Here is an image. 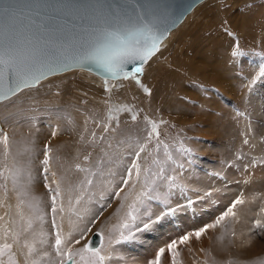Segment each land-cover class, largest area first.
<instances>
[{
  "label": "rangeland",
  "instance_id": "1",
  "mask_svg": "<svg viewBox=\"0 0 264 264\" xmlns=\"http://www.w3.org/2000/svg\"><path fill=\"white\" fill-rule=\"evenodd\" d=\"M194 15L193 21L184 27L181 37L155 54L142 67L143 71L136 76V80L140 81L139 84L136 80L129 78L126 81L134 82L133 85L112 89L130 88L135 85L140 88V91L141 88H146L150 98L147 96V99L146 96L141 95L146 99L144 100L147 101L146 105L149 103L155 110L150 111L148 106L145 109L137 103L131 109L129 118L121 116L107 118L106 122L114 120L113 126L107 123L102 130L103 133L98 134L95 131L94 137L92 133L91 135L90 132H85L81 127L76 128L75 125L71 127L72 117L70 115L61 116V113L73 110L82 117V112L78 111L75 106L68 105L67 99L60 104L59 108H54V104L48 99V95L54 94L52 88L57 84V81L52 79L29 87L22 97L23 101H30L32 104L33 114L24 117L25 111L21 108L13 109L11 114L1 118L5 119L7 128L10 127L12 130L15 129L12 126H15L17 121L23 118L27 121L20 130L25 134L20 142L21 148L10 149L12 155L9 163L0 164L1 193H6L5 169L9 167V173L13 162H18L16 157L21 154L22 148L30 143L34 132L41 128L38 127V123L40 122L45 129L51 130L48 138L35 139L39 145H42L41 158L43 160L40 158L38 164L33 160L35 162L33 165H39L41 171L36 174L30 173L29 176L28 174L20 176L21 188H17L18 191L12 192L9 196L15 197H12L11 204H13L8 212L7 220L10 224H14L16 229L14 236L18 237V240H15L17 250H11V255L17 264H31L33 260H41L45 252L49 253L50 257L42 260L41 264H50V261L56 259L51 247L57 231V228L53 227V220L65 235L69 232L73 234V251L82 248L93 231H100L103 235V244L100 249L101 255L105 256L104 264H153L160 249H164V253L160 256L159 264H173V252L168 249V245L173 241L177 242L175 251L178 255L175 256V260L178 264H264V229L255 227L256 220L264 222V212H261L264 208V182L262 188H255V198L248 199L249 197H242L239 194L238 187L242 180L237 179L238 174L233 171L232 173L226 171L217 173L209 166L214 165L219 169L223 166H226V169L230 167L234 171H239L240 175L255 176L253 174L260 172L257 175L259 177L256 176L259 180L256 178L257 183L264 177V152L252 151L255 144L249 139L250 135L256 132L258 134L257 143L264 144V97L261 98L256 112L249 111L247 108L243 114L240 113L246 123L253 124L255 127L250 130L234 131L233 134H228L226 139L223 137L222 144L224 145L217 149V151H222L209 155L207 152L198 150L193 143L207 141L196 135L195 129L192 128L204 127L191 110L192 105L199 106L201 110V105L204 103L199 104L197 100L179 93L181 86L186 87L191 84L204 95L216 94L208 99V106L223 107L227 99L222 97L217 88L257 89L264 92V75H262L264 72V0H214L205 4ZM204 16H210L211 19L209 17L207 20ZM206 21L213 23V27H205ZM201 22L204 27L198 30L197 25ZM234 52L240 54L233 55ZM201 60L206 62L207 72L200 68L197 73L189 71V66L193 69L191 63ZM252 67L254 71L249 79L246 75ZM64 80L68 82L69 79L65 77ZM108 81L114 82L115 80ZM96 94L98 93L89 97H94ZM108 94L106 92V96ZM202 94L198 93V95ZM71 95L70 93L69 98ZM113 98L122 99L116 96ZM230 99L238 101L233 97ZM8 100L6 103L13 105ZM117 101L122 102V100ZM228 104H232L230 100ZM8 108L4 109L0 106V112ZM233 110L239 112L237 107H233ZM4 113L0 114V117ZM204 113L208 119L215 118L213 122L208 121L209 125L218 123L219 114L212 113L208 108ZM59 117L63 121V129L58 142L75 144L83 140L88 141V144L91 143L89 144L91 147L95 146L94 142L102 143L100 147L103 149L106 147L105 149L112 153L111 158L113 159L109 161L104 157L101 158V167L95 166L96 171L84 174L86 176L83 174L82 176H68L66 173L45 174L43 171L45 149H49V146H58L55 142L50 145V142L59 130L58 124L54 122ZM153 124L156 125L155 133L152 130ZM2 127L0 125V140L4 134ZM33 128H36L35 131L29 135ZM109 130L113 132H107ZM53 132L56 133L55 136ZM212 141L213 138L208 144L210 145ZM142 147L143 152L140 151ZM245 147L248 149L242 152ZM211 148L214 150V145ZM83 150L85 155H90V148L83 146ZM62 152V149L58 147L54 155H62ZM65 153L70 156V152L65 151ZM51 155L53 152L50 150L48 156ZM66 155H63V160L72 164V159H70L72 157ZM103 155L107 154L103 153ZM82 163L91 164L92 161L86 159ZM134 163L139 165V178L136 176V170L132 168ZM202 165L205 168L208 165L206 172H209L211 177L224 181L223 184L228 189L196 188L193 185L195 182L193 177L196 178L197 173L191 171L190 168H197L195 170L198 171L204 168ZM130 170L131 178H129ZM189 171L193 173L188 174ZM184 172L187 173L182 179ZM32 176L39 179L37 186L32 185L34 179ZM23 180L24 182H21ZM126 180L127 184L124 183ZM57 184L60 187V195L57 197V211L53 213L52 196ZM163 188L172 189L173 194L178 191L177 194H180L179 198L183 203L174 205V208L167 207L170 201L167 193L163 192ZM39 194L42 197H38ZM25 195L27 197L23 198ZM127 195L130 197L123 202ZM237 199H243L244 203L233 209L235 216L226 218L215 228H210L200 239L190 235L188 242L179 243L184 235L192 234L207 225L214 224ZM13 200L16 201L13 202ZM2 204L0 203V208H4ZM246 204L255 205L256 208L255 214L249 220L248 217L245 218V214H248ZM182 206H184L181 210L183 219L179 221L177 220L178 215L174 212ZM60 207H63V212L59 211ZM129 212L135 219L129 216ZM163 215L166 217L168 215L171 228L168 226L167 229L164 225V217L161 222ZM1 216L0 220L3 218ZM72 218L73 221H71ZM182 223L183 227L180 225ZM76 224L80 226L78 229ZM125 224L128 227H124ZM145 224L148 226L145 227ZM122 233L123 236L129 238L123 239ZM81 237L83 239H80ZM7 239L1 241L12 245V238L7 235ZM75 239H80V243L75 244ZM118 240L119 243H117ZM26 243L34 245L35 252L32 255L36 257L28 256V249L24 247ZM15 253H19L18 256ZM7 259L8 257L5 256L4 260L7 261Z\"/></svg>",
  "mask_w": 264,
  "mask_h": 264
},
{
  "label": "snow or ice",
  "instance_id": "2",
  "mask_svg": "<svg viewBox=\"0 0 264 264\" xmlns=\"http://www.w3.org/2000/svg\"><path fill=\"white\" fill-rule=\"evenodd\" d=\"M44 20H62L65 25L72 24L79 34L66 36L60 29L47 27L42 22ZM161 35L156 18L140 0H0V94L16 95L25 88L34 86L46 72H53L58 65L66 62L69 54L73 61L80 64L97 65L106 76L113 79L136 80L137 74L143 71L142 67H135L136 63H147L159 51ZM107 83L106 79L105 84ZM136 83L139 84L140 81L136 80ZM106 90L111 91L110 88ZM144 91L148 92V89L145 88ZM152 130L156 132L155 124L152 125ZM55 134L53 132V136ZM2 142L7 147L6 135ZM140 151L143 152L144 148ZM48 154L49 150L45 149V156ZM43 163L47 171L49 160L46 158ZM76 167L79 171H85L79 165ZM132 168L136 170V176L139 178V165L134 163ZM124 183L127 184L128 181ZM59 195L60 187L57 184L52 196L53 213L57 211ZM243 203V199L235 200L214 224L184 235L179 243L188 242L190 235L200 239L210 228H215L226 218L235 216L233 209ZM59 211L63 212V207H60ZM261 212H264V208ZM129 216L132 217L131 212ZM147 226L145 224V227ZM53 227L57 228L54 243L51 245L56 259L50 261V264H104L105 256L101 255L100 248L85 244L73 251V234L69 232L65 235L55 220ZM124 227L128 225L125 224ZM255 227L264 229V222L256 220ZM121 235L125 240L129 238L123 236V233ZM13 239L18 240V237L14 236ZM80 239H75V244H79ZM119 242L118 240L117 243ZM176 245V241L168 245L169 251L173 252V264H178L175 260L178 255L175 251ZM24 247L28 249L29 257L35 252L34 245L26 243ZM11 250V244H0V264H17ZM163 253L164 249H160L153 264H159ZM5 256L8 257L7 261L4 260ZM49 257L50 254L45 252L41 260H33L31 264H41L42 260Z\"/></svg>",
  "mask_w": 264,
  "mask_h": 264
},
{
  "label": "bare ground",
  "instance_id": "3",
  "mask_svg": "<svg viewBox=\"0 0 264 264\" xmlns=\"http://www.w3.org/2000/svg\"><path fill=\"white\" fill-rule=\"evenodd\" d=\"M211 1H214V0H203V1L199 2L198 4H196L194 6V8L185 16V18L182 20V22H180L175 28L170 30L168 36L161 43V47H160L158 52L163 50V48H165L167 45H172L177 38L181 37L184 27L188 23L193 21L194 16H195L194 14H197L200 11V9L205 4H207V3L211 2ZM204 17H205V19L207 18V20H208V18L210 16H204ZM203 18H202V20H203ZM210 19H211V17H210ZM203 27L204 26H203L202 22L197 25V29L198 30H200ZM205 27L212 28L213 27V23L207 22ZM153 57H154V55L151 58H153ZM151 58L148 60V62L151 60ZM147 63H145V64H147ZM200 63L202 65H206V62L204 60H201ZM199 68L201 69L202 66L200 65ZM253 71H254V67L249 69V72L246 75L247 78L250 79L252 77ZM190 75H188V76H190ZM65 77L69 79L68 82H65V80H64ZM52 79L57 81V84L52 88V92L54 94L53 95H48V99L50 100L51 103L54 104L53 105L54 108L55 107L59 108L60 104L65 99H67L69 101L67 104L71 105V106H75L78 111H81L82 112V117H81L80 114H78L77 112H75L73 110L72 111H67L65 113H61V116L65 117V116H63L64 114L65 115H70L72 117V120H71L72 125H71V127H73L74 125H75L76 128L81 127L82 130H85V132L88 131V133L90 132V134L92 133L93 135L95 134V131H97L98 134H100V133L102 134L103 133L102 130H104L103 128L105 126H107V123L111 127L113 126V121L114 120L111 119L109 122H106L107 118H114L115 116L116 117L121 116L122 118H124V117L129 118L130 114H131L130 112H132L131 109L137 103L141 104L142 107H144L145 109H147V106H148V108H150L149 109L150 111H151V109L155 110L154 108H152L149 105V103H148V105H146L147 101H144L146 99L142 95L146 96L147 99H148L149 95H148L147 92L144 91V88H141V91H140V88H138L135 85V86H132L130 88H122V89H114V90H112L113 88L119 87V86H123V87L131 86V85L134 84V82L129 83L126 80L119 79V80H116V82L115 81L114 82L108 81V83L105 84V80L104 79H101L102 80L101 81L100 78H98L96 75H94V74H92L89 71L84 70V69H73V70L67 71V72H65L63 74L52 75L51 77H49L45 81L52 80ZM28 88H25L23 91L18 92L16 95H12V96L9 97V98L12 97L9 100V102L13 104V105L10 104L11 106L9 105L11 109L19 110V109L22 108V110H24L26 108V107H24V103L26 104V106L31 104L30 101H23L22 100V97H24V95H25V93H26ZM108 88H110L111 91H106V89H108ZM181 88H182V86H181ZM197 90H198L197 88L193 87V88H190V89L186 90L184 92V94H198V93L200 94V93H202V92H199ZM218 91L221 92V93H224V92H226L228 90L227 89H218ZM83 92L86 93V95ZM106 92L109 93L107 96H106ZM245 92L251 93V92H253V90L252 89H247L246 91H243V90L238 91L239 94H244ZM70 93L72 94L71 98H69ZM94 93H98V94L94 95V97H89V96H91ZM114 96L121 97L122 99L113 98ZM227 96H228V94H227ZM9 98H7L5 100H2L0 102L6 101ZM117 100H122V102L119 103V101H117ZM0 105H1V103H0ZM208 107L209 106H207L206 109ZM192 108H191V110H193V113H194V107L192 106ZM258 108L259 107L256 108V111L258 110ZM119 109H127V110L126 111H120ZM185 113H188V112L185 111ZM206 118H208V117H206ZM45 120H47V119H45ZM48 120H50V119H48ZM85 120H88V122L87 121L85 122ZM52 121H53V119H52ZM54 122H56L58 124L59 130L57 132L56 137L50 142V145L55 142L58 146L57 147L49 146L48 150L49 151L51 150L53 152V155L47 156V157L44 155L45 156L44 159L47 158L49 160V163L47 165V169L48 170L45 171V167L46 166L43 167V171H44L45 174H48V175L59 174L60 175V174H65L66 173L68 176H77V175L80 176L81 174H83V176H86L88 173H91V172L94 173V170L96 171L97 168L101 167V163H100V161H101L100 159L101 158L104 157V159L106 158L109 161L111 159H113V158H111L112 153H109L110 151L108 149H105L106 147L104 149L100 147L102 143L94 142L95 146L91 147L89 145L91 143L88 144L87 143L88 141L84 142L83 140H79L75 144L58 142L59 141V138H58L59 135H62L63 121L59 117L56 120H54ZM35 124H36V122H35ZM38 124H39V126L38 125H36V126L42 128V132L40 134H45L46 136H49L51 130H48V129H45L44 127H42L43 125L41 126L40 122ZM201 125L204 126L202 123H201ZM110 126H109V128H111ZM192 128L195 129V127H192ZM199 128H202V127H199ZM204 128H206L207 130H210V129H208L205 126H204ZM21 129H23V125L17 129L15 134L8 136V145H7V147H5V145L3 143H0V151H6V150L13 149V148H19V149L21 148V146H20L21 136L25 135L22 131H20ZM107 132L112 133L113 131L109 130ZM228 134H233V132H230ZM89 135H87V136H89ZM196 135L200 136L201 135V131L196 132ZM81 137H83V136H81ZM94 137H95V135H94ZM212 137H214V136H212ZM111 139H113V138H111ZM208 139H207V141H209ZM0 142H1V140H0ZM212 142H214V141H212ZM108 145H110L109 142H108ZM111 145H112V143H111ZM83 146L87 147V148H90V155L87 156V155H85L83 153L84 152ZM58 147L60 149H62V151H63L62 155H60V154L54 155L57 152ZM42 151H43L42 150V145H39V143L35 139L34 140L31 139L30 143H27V145H25L22 148L21 154L16 157L18 162L14 161L13 164H12L11 171L8 173V171H9V167H8V171H7L8 174L7 173L5 174L6 179H8L9 181H15L16 182L15 186L9 191L6 190L5 191L6 193H3V192L1 193V191H0V203H3L2 205L4 207V208H0V216L2 215L1 217L4 218V213H5V219L3 220V218H2V220H0V242H1V244L4 243L1 240L5 239V233H7V235H9V237L12 238V240H13L12 241V250H14V251L17 250V242H15V240L13 239V237L15 235V232H16L15 231L16 229L14 228V224H10L8 222V220H7L8 212L12 208V204H13V203L11 204L13 195L11 197H9V196L11 195L12 192L18 191L17 188L20 187V185H19L20 183L19 182L21 180L20 176H25L27 174H28L27 176H29L30 173L31 174H36V173H39V171H41L39 165H37V164H38L39 159L41 158ZM65 151H68V153L70 152V156L72 157V158H70V159H72V164H70V163L66 162L65 160H63V155L64 154L66 155ZM103 153H105L107 155H103ZM11 155H8L9 156V161H10V156ZM68 155H66V156H68ZM70 156H68V157H70ZM86 157H87V159H90L92 161L91 164L82 163L83 160H86L85 159ZM33 160L36 161V163H37L36 166H34L35 164L33 165V162H34ZM74 161H76V163H73ZM40 162H41V160H40ZM77 165H79L80 168L85 169V171H79L77 169V167H76ZM41 166H42V164H41ZM95 166H97V168H95ZM202 166L204 168L198 169V171L195 170L197 168H194V167L190 168V170L192 169L191 171L197 173L196 178L193 177V179L195 181L194 182L195 184L193 183V185L196 186V188L200 187L202 189L204 188L205 190H213V189L217 190L219 188H221V189L222 188H227V186H225V184H223L224 181L222 182L219 178L211 177L209 175V172L208 173L206 172L207 168H209L208 165H206L207 168H205L204 165H202ZM209 166H210V168L213 167V168L219 169L218 167H215L214 165L213 166L209 165ZM37 168H38V170H37ZM36 170H37V172H36ZM107 170H108V168H107ZM227 170L228 171H232L234 169L228 167ZM260 170H262V169L260 168ZM105 171H106V169H105ZM191 171H189L188 174H190V173L192 174L193 172H191ZM203 172H205V173L203 174ZM41 173L43 174V172H41ZM186 173L184 172V174L182 176V179H183L184 175H186ZM258 173H260V172H256V174H253L255 176H252V174H251V176L248 175V174L247 175L245 174L244 176L236 175L237 179H241L242 180V183H241L240 187H238L239 194H241L242 197H246V198L249 197L248 199H250V198L254 199L255 198L254 197L255 188H257V187L262 188V184L264 182V180H263L264 177H262L260 179V182H258V183L255 181L256 178L259 177V176H257ZM84 174H86V175H84ZM89 175H92V174H89ZM259 175H261V174H259ZM193 176H194V174H193ZM32 178H34L33 182H32V185L37 186L39 184V182H40L39 179H37L35 176H32ZM24 179H27V178H24ZM224 179L226 180V178H224ZM257 180H258V178H257ZM21 182H24V180L21 181ZM28 184H30V182H28ZM183 184H185V182H183ZM263 188H264V186H263ZM163 192L167 193L168 200L170 201L169 203H167V207H173L174 208V205H177L179 203H183L182 199L179 198L180 194H177L178 191L174 192L176 194H173V190L172 189L166 190L165 188H163ZM19 194H20V192H19ZM26 197L27 196L25 195L23 198H26ZM38 197H42V195L39 194ZM128 197H130V196L129 195L125 196L123 202H126L128 200ZM13 198H15V197H13ZM29 198H31V197H29ZM32 200H36V199H32ZM251 200H250V202H251ZM14 201H16V200H13V202ZM180 201H182V202H180ZM32 203H34V202H32ZM252 204H249V205L246 204V209H247L248 214H245V218L248 217V220L250 218H252L253 215L255 214L256 208H255V205H252ZM181 205H183V204H181ZM83 207H85V206H83ZM180 208L181 209H179V208L176 209L175 210L176 212H174V211L173 212H174V214L178 215V217L176 216L177 220L182 221L183 218H182L181 210L184 209V206H182ZM80 209L82 210V208H80ZM74 217L75 216H73V218ZM163 217H164V222H165L164 225H166L167 229H168L170 227L169 226L170 224L168 222V215H167V217L165 215L161 216V222H163V219H162ZM73 218H72V220L71 219L70 220L73 221ZM74 220H76V219H74ZM79 222H77V223H79ZM72 224H74V223H72ZM180 225L183 227V223L180 224ZM75 226H76L77 229L80 227L79 224L78 225L76 224ZM102 244H103V239H102V243H101L100 247H98V248H101ZM43 247L44 246H42V248ZM18 252H19V250H18ZM15 254L18 256L19 253H15ZM32 256H34V255H32ZM34 257H36V256H34Z\"/></svg>",
  "mask_w": 264,
  "mask_h": 264
},
{
  "label": "crops",
  "instance_id": "4",
  "mask_svg": "<svg viewBox=\"0 0 264 264\" xmlns=\"http://www.w3.org/2000/svg\"><path fill=\"white\" fill-rule=\"evenodd\" d=\"M191 65L193 66V69H191V67L189 66V71H192V72H196L197 73V71L199 69V66L201 65L202 66L201 70L202 71L203 70H206L205 72H207V65H202L200 63V61H196L194 63H191ZM196 81H197V79H196ZM193 87L194 86H191V84H189L186 87H183L182 86V88L179 91V93H181V95H187L188 97H191L192 99H196L200 95H198V94H184V92L186 90H188L190 88H193ZM240 90L246 91L247 89L236 88V89H232V90L226 91L227 94H228V96L238 99L239 109H240L241 112H239V113H232L231 114V119L229 120V122L224 127H222L221 129H219L217 131H211V130H207L204 127L197 128L195 126V133L198 132V131H201L200 137H203L206 140L208 138L212 137V136H214L216 138V141L211 142V144H210L211 146L208 144L209 141H206L205 143L193 142L194 145H195V147L198 150L207 152V154H209V155L210 154L213 155V154L216 153V151H217V149L219 147H221V146L224 145V144H222L223 143L222 142L223 141L222 138L225 137V139H226L227 136H228V133L234 132V131L237 132V130L238 131H241V130H244V129L250 130L251 128H254L255 127V125H253V124L246 123V120L243 119L240 116V113L243 114V111H247V108L249 109V111L256 112V108L259 107L261 98L264 97V92L263 91H259L257 89H252L253 92H251V93L245 92L244 94H239L238 91H240ZM247 96H248V98L246 99ZM6 102L7 101L2 102L1 105H0V106L4 107V109L8 108L9 105H10V104H7ZM8 102H9V100H8ZM24 107H26V104L25 103H24ZM208 109H210L212 111V113H214V114H219L224 109V107H220V106H217V107L209 106ZM228 109H232V108L231 107H228ZM12 112H13V109H11L10 107L7 110H4V111L0 112V114L4 113L3 116L0 117V125L3 126L2 127V130L4 132L7 129V126H6L5 119H1V118H3L7 114H11ZM35 120H36V118H35ZM26 122L27 121L23 118V120L17 121V123H16L17 125L16 126L13 125L12 128L18 129L19 127H21L22 125H24ZM35 129H33V131H31L29 135H31L35 131ZM41 132H42V128H39L38 130H36L34 132L33 136L31 137V139L34 140V139H37V138H48V136H46L45 134H40ZM4 136L5 135L3 134L0 143H3L2 141H3V137ZM257 136H258V134L256 132H254V133H252L250 135L249 139L251 141H253L254 144H255L254 149H251V148L250 149L252 151H254L255 153H260V152L263 153L264 152V144L257 143ZM213 145H214V150L211 148V147H213ZM247 149H248V147H245V149H243V152H246ZM8 153H9V150L0 151V164L1 165H3L4 163L7 164L9 162ZM211 168H212V170L214 172H217V173H219L220 171H227V172L232 173V171H233L234 173L240 175V172L239 171H234V170L228 171L224 166L220 170L217 169V168H213V167H211ZM240 168L242 169L243 167H240ZM5 170H6L5 171V174H6L7 171H8V169H5ZM241 176H244V174L241 175ZM15 184H16L15 181H9L8 179L5 178V187H6V190H8V191L11 190L15 186Z\"/></svg>",
  "mask_w": 264,
  "mask_h": 264
},
{
  "label": "water",
  "instance_id": "5",
  "mask_svg": "<svg viewBox=\"0 0 264 264\" xmlns=\"http://www.w3.org/2000/svg\"><path fill=\"white\" fill-rule=\"evenodd\" d=\"M201 1L203 0H140L141 3L147 5V7L150 9L151 13L158 22L160 33L162 34L161 43L168 36L170 30H172L180 22H182L185 16L194 8V6ZM42 22L45 23L47 27L60 29L61 31H63V33L66 36L79 34L78 30L72 27V24L65 25L62 22V20H44ZM161 43L159 44V49L161 47ZM70 55L71 54H69V58L66 60V62L61 63L60 65L57 66L55 71L46 72L45 75L41 77L39 83L35 84L34 86L45 81L52 75L63 74L73 69L87 70L90 73L96 75L100 79L115 80V81L119 80V79H113L110 76H106V74L101 69H99L98 66L95 64L92 63L80 64L78 62L73 61L70 58ZM144 64L137 62L135 67H143ZM129 67L131 68L132 66ZM29 83H31V81H29ZM10 96L12 95L9 94L8 96H4L3 94H0V101L5 100ZM102 239L103 236L100 231H93L86 240L85 244H89L93 248H98L102 243Z\"/></svg>",
  "mask_w": 264,
  "mask_h": 264
},
{
  "label": "flooded vegetation",
  "instance_id": "6",
  "mask_svg": "<svg viewBox=\"0 0 264 264\" xmlns=\"http://www.w3.org/2000/svg\"><path fill=\"white\" fill-rule=\"evenodd\" d=\"M217 89H219V88H217ZM220 93H221V92H220ZM226 93H227V92L221 93V94H222V97L226 98L227 101L225 102V104H224V106H223V107H224L223 111H222L221 113H219V115L217 116L218 123H216V124L209 125V124H208V121L213 122V121L215 120V118H210V119H208V118H206V115H205V113H204V111L206 110V107L209 105V101H208V99L211 98L212 95H216L215 93L210 94V95H204V94L201 93L202 95H200L198 99H197V98L195 99V100H197V101L199 102V104H200V102H201V103H204V105H201V108H202L201 110H200L199 106L192 105L193 107H195V108H194V115H195V118H196L197 120H199V121H200L205 127H207L208 129H210L211 131H217V130L221 129L223 126H225V125L229 122V120L231 119V114H232V113H239V112H241L240 109H239V104H238V102H237L236 100H232V99H230V97L227 96ZM217 96H218V95H217ZM229 100H230V102H231L232 104H228V101H229ZM228 107H231L232 109H228ZM233 107H237L238 110H239V112H235V111L233 110ZM23 111H25V112H24V117L33 114L32 104L26 106V108H25ZM197 116H198V118H197ZM16 125H17V124H15V126H16ZM33 129H34V128H33ZM33 129H31V131H33ZM16 131H17L16 128H15L14 130H12L10 127H8V128L5 130L4 135H6V136L8 137V136H10V135L15 134ZM23 136H24V135L21 136V139L23 138ZM211 138H213V141H216V138H215V137H211ZM211 138H209L208 140H210ZM224 150H226V149H224ZM220 151H222V150H220ZM220 151H217L216 153H218V152H220ZM242 152H243V151H242ZM216 153H215V154H216ZM11 154H12V152L9 150L8 155H11ZM215 154H214V155H215ZM225 167H226V166H225Z\"/></svg>",
  "mask_w": 264,
  "mask_h": 264
}]
</instances>
